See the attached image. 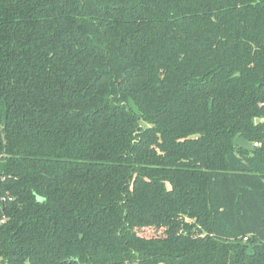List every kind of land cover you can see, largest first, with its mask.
<instances>
[{
	"label": "trees",
	"instance_id": "obj_1",
	"mask_svg": "<svg viewBox=\"0 0 264 264\" xmlns=\"http://www.w3.org/2000/svg\"><path fill=\"white\" fill-rule=\"evenodd\" d=\"M2 197L0 264H264V0H0Z\"/></svg>",
	"mask_w": 264,
	"mask_h": 264
},
{
	"label": "water",
	"instance_id": "obj_2",
	"mask_svg": "<svg viewBox=\"0 0 264 264\" xmlns=\"http://www.w3.org/2000/svg\"><path fill=\"white\" fill-rule=\"evenodd\" d=\"M233 144L235 146H240V147H243L247 150H251V145L249 144V142H247L246 140H244L243 138H240V137H237L234 139V142Z\"/></svg>",
	"mask_w": 264,
	"mask_h": 264
},
{
	"label": "built area",
	"instance_id": "obj_3",
	"mask_svg": "<svg viewBox=\"0 0 264 264\" xmlns=\"http://www.w3.org/2000/svg\"><path fill=\"white\" fill-rule=\"evenodd\" d=\"M253 146L256 147L257 144H254ZM0 199H1V201L5 202L6 200H11V197H2V198H0ZM4 221H5V217H4V215L0 212V224H3Z\"/></svg>",
	"mask_w": 264,
	"mask_h": 264
},
{
	"label": "rangeland",
	"instance_id": "obj_4",
	"mask_svg": "<svg viewBox=\"0 0 264 264\" xmlns=\"http://www.w3.org/2000/svg\"><path fill=\"white\" fill-rule=\"evenodd\" d=\"M144 235L148 234V233H143ZM150 234V233H149Z\"/></svg>",
	"mask_w": 264,
	"mask_h": 264
}]
</instances>
